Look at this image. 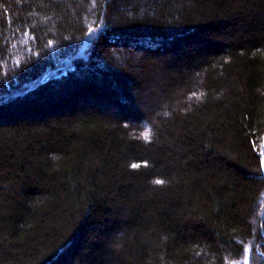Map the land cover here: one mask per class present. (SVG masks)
I'll return each mask as SVG.
<instances>
[{"label":"trees","instance_id":"obj_1","mask_svg":"<svg viewBox=\"0 0 264 264\" xmlns=\"http://www.w3.org/2000/svg\"><path fill=\"white\" fill-rule=\"evenodd\" d=\"M0 264H264V0H0Z\"/></svg>","mask_w":264,"mask_h":264}]
</instances>
